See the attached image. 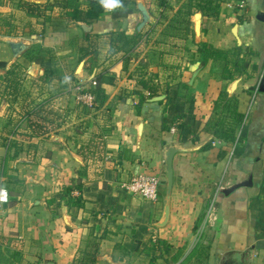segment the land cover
I'll return each instance as SVG.
<instances>
[{
    "label": "crops",
    "instance_id": "0c3cea01",
    "mask_svg": "<svg viewBox=\"0 0 264 264\" xmlns=\"http://www.w3.org/2000/svg\"><path fill=\"white\" fill-rule=\"evenodd\" d=\"M47 1L49 19L0 0V264H264V0ZM139 174L157 200L123 187Z\"/></svg>",
    "mask_w": 264,
    "mask_h": 264
},
{
    "label": "water",
    "instance_id": "95a60500",
    "mask_svg": "<svg viewBox=\"0 0 264 264\" xmlns=\"http://www.w3.org/2000/svg\"><path fill=\"white\" fill-rule=\"evenodd\" d=\"M138 8L140 12L142 13V21L138 26V30L141 31L148 23H150L153 18L147 9V7L139 3ZM86 29V27L84 26ZM195 32L197 36V41H201L202 37V13L198 12L195 15ZM7 43L11 47L15 57L20 56L23 54L28 48L29 45L26 44V42L23 39H8ZM196 75V74H195ZM166 95H160L156 96L151 99V101H162L166 99ZM181 150L179 146L176 145H169L164 150V171H163V177H164V187H165V213H164V220L160 224L161 226H165L167 222L170 219L171 216V198L173 194L174 189V157L175 155ZM247 185L246 182L239 183L237 186L230 189L231 191L234 188ZM227 192V191H226Z\"/></svg>",
    "mask_w": 264,
    "mask_h": 264
},
{
    "label": "built area",
    "instance_id": "2783aa9c",
    "mask_svg": "<svg viewBox=\"0 0 264 264\" xmlns=\"http://www.w3.org/2000/svg\"><path fill=\"white\" fill-rule=\"evenodd\" d=\"M94 84H97L94 81ZM77 100L80 103L93 107L95 96L92 92L82 90L81 86L77 87ZM172 128V132H175ZM161 181L160 178L154 175L139 174L132 180L125 182L123 187L129 192L143 196L144 198L157 200L159 198ZM10 202V192L7 187L0 186V209L4 204Z\"/></svg>",
    "mask_w": 264,
    "mask_h": 264
},
{
    "label": "trees",
    "instance_id": "16d2710c",
    "mask_svg": "<svg viewBox=\"0 0 264 264\" xmlns=\"http://www.w3.org/2000/svg\"><path fill=\"white\" fill-rule=\"evenodd\" d=\"M56 3V2H55ZM55 3H51L49 1H47L46 3H39L36 2L35 0H17V7L22 10L25 11L26 14L28 16H32V17H46L47 19H49V17L47 16V11L50 9V7L54 6ZM103 11V9L101 7H99V3L98 0H95V3L93 4L92 8L90 9L89 12L86 13V15H95L98 16L99 13H101ZM77 14V13H76ZM77 20L81 19L80 17H73ZM8 23V22H6ZM9 24V23H8ZM210 50L209 46L206 45H201V49L200 51L205 55L206 53H208ZM6 66V62L4 61H0V68L1 67H5ZM19 70L16 69H12L8 71V76L11 77V82L13 83L12 86V90H17L16 88L18 87V78H19ZM100 93V92H99Z\"/></svg>",
    "mask_w": 264,
    "mask_h": 264
},
{
    "label": "clouds",
    "instance_id": "9594fccd",
    "mask_svg": "<svg viewBox=\"0 0 264 264\" xmlns=\"http://www.w3.org/2000/svg\"><path fill=\"white\" fill-rule=\"evenodd\" d=\"M99 6L106 13H112L122 8V0H98Z\"/></svg>",
    "mask_w": 264,
    "mask_h": 264
},
{
    "label": "rangeland",
    "instance_id": "374dc122",
    "mask_svg": "<svg viewBox=\"0 0 264 264\" xmlns=\"http://www.w3.org/2000/svg\"><path fill=\"white\" fill-rule=\"evenodd\" d=\"M34 1V0H33ZM36 2H41L42 0H35ZM8 6H5V5H1L0 6V8L1 9H4V11L6 10V8H7ZM51 8V7H50ZM1 22V21H0ZM6 22H8V21H6ZM4 24V23H3ZM5 25V24H4ZM17 32V31H16ZM6 39H8V38H6ZM13 39V38H12ZM15 39H17V38H15ZM19 72V77L20 78H23V76H21V74H20V71H18ZM26 91V89L24 90V92ZM11 135H13V134H9V136H11Z\"/></svg>",
    "mask_w": 264,
    "mask_h": 264
}]
</instances>
